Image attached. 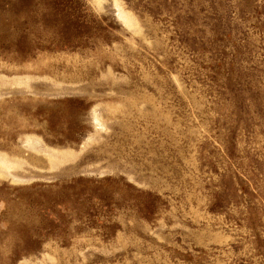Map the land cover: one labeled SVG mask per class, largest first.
I'll use <instances>...</instances> for the list:
<instances>
[{"label": "rangeland", "instance_id": "1", "mask_svg": "<svg viewBox=\"0 0 264 264\" xmlns=\"http://www.w3.org/2000/svg\"><path fill=\"white\" fill-rule=\"evenodd\" d=\"M0 264H264V0H0Z\"/></svg>", "mask_w": 264, "mask_h": 264}]
</instances>
